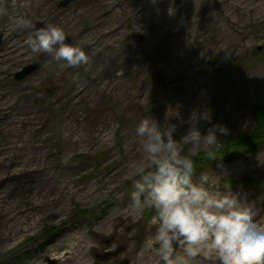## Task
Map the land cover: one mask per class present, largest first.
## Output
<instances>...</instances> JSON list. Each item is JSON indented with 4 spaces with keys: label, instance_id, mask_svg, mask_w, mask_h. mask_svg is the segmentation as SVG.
<instances>
[{
    "label": "rangeland",
    "instance_id": "obj_1",
    "mask_svg": "<svg viewBox=\"0 0 264 264\" xmlns=\"http://www.w3.org/2000/svg\"><path fill=\"white\" fill-rule=\"evenodd\" d=\"M62 1L0 0V264H157L134 261L154 231V210L132 207L129 197L146 163L135 127L148 116L175 124L179 139L192 125L205 135L222 124L223 141L255 128L252 107L264 106V0ZM17 14L34 27L60 26L87 64L31 52L29 32L11 24ZM107 54L118 64L95 65ZM78 153L88 160L69 163ZM240 153L222 168H197L194 179L212 167L222 189L240 192L260 216L264 144Z\"/></svg>",
    "mask_w": 264,
    "mask_h": 264
},
{
    "label": "clouds",
    "instance_id": "obj_2",
    "mask_svg": "<svg viewBox=\"0 0 264 264\" xmlns=\"http://www.w3.org/2000/svg\"><path fill=\"white\" fill-rule=\"evenodd\" d=\"M10 21L15 29L29 32L25 44L33 53L69 67L90 59L85 50L66 42L58 25L34 27L23 14ZM205 112L201 118L210 120V112ZM175 132V124L160 125L148 116L135 127L146 163L136 168L129 197L132 207L147 204L154 210L148 222L154 231L144 249L155 252L157 264H199L201 258L213 264H264V223L257 222L253 207L242 204L240 192L222 189L212 167L211 173L202 171L194 179L197 165L191 157L202 145L204 158L222 168L225 151L220 137L229 129L213 124L202 135L192 125L179 139H174Z\"/></svg>",
    "mask_w": 264,
    "mask_h": 264
},
{
    "label": "trees",
    "instance_id": "obj_3",
    "mask_svg": "<svg viewBox=\"0 0 264 264\" xmlns=\"http://www.w3.org/2000/svg\"><path fill=\"white\" fill-rule=\"evenodd\" d=\"M233 72L229 69L227 72V75L230 77ZM51 108V107H50ZM252 113L255 119V128L252 130L246 131L241 133L240 135L234 136L231 140H225L224 141V155L223 160L226 157L232 156L234 154L241 155V150L245 151L246 149L250 150H257L264 144V106H253L252 107ZM60 122V120L58 121ZM42 125H39L38 128H40ZM57 145V144H56ZM60 145V143H58ZM105 152H100L98 155L99 157H96L93 161L96 163H99V159H101L102 156H104ZM194 161V163L197 165V168L203 167L205 165H208L210 161H207L204 156L203 152L199 151L196 155L191 157ZM74 159H80L81 162L88 160L83 153H78L72 156L69 159V163H74ZM196 168V169H197ZM248 182V180H245ZM83 212V211H82ZM56 228H52L49 231H47V234L52 237V235L55 233ZM46 232V231H45Z\"/></svg>",
    "mask_w": 264,
    "mask_h": 264
},
{
    "label": "bare ground",
    "instance_id": "obj_4",
    "mask_svg": "<svg viewBox=\"0 0 264 264\" xmlns=\"http://www.w3.org/2000/svg\"><path fill=\"white\" fill-rule=\"evenodd\" d=\"M15 1V0H14ZM13 5V4H12ZM11 5V6H12ZM130 51H128V52H130V53H127L128 54V56H130L131 57V55L132 54H134V50L133 51H131V49H132V45H127L126 46ZM110 55H106V58H103V61H102V63L101 62H98V63H96L95 65H100V66H102V65H106V64H108V63H112V64H118L117 63V60L115 61V57H109ZM105 57V56H104ZM115 62V63H114ZM138 63V62H137ZM137 63H132L133 65H132V67H135L134 65L135 64H137ZM120 65L122 66L123 65V63L121 62L120 63ZM119 65V66H120ZM117 66V65H116ZM120 66V67H121ZM136 68V67H135ZM104 70V69H103ZM115 70V69H114ZM113 74V73H112ZM99 78H100V76H98L97 75V77L95 78L97 81L99 80ZM259 214V213H258ZM258 214H256V219H257V222L258 223H264V212L263 213H261L260 214V216L258 215ZM59 247L57 246V249H58ZM69 249H68V252H69V255H74L73 253H74V250L71 248V247H68ZM54 249H56V247L54 248ZM53 249V250H54ZM45 257V253L42 255V257ZM68 257L69 256H66L64 259H68ZM147 257H149V258H152V257H156V255H155V252L153 251V250H151V249H144V244H143V248H142V250H140V252H139V254H137L136 256H135V258H134V261H136V260H139V259H147ZM56 258H60V256H57ZM205 258H201V260H204ZM201 260L199 261V264H201ZM205 260H208V259H205ZM210 261V260H209ZM37 264H41V263H37Z\"/></svg>",
    "mask_w": 264,
    "mask_h": 264
},
{
    "label": "water",
    "instance_id": "obj_5",
    "mask_svg": "<svg viewBox=\"0 0 264 264\" xmlns=\"http://www.w3.org/2000/svg\"><path fill=\"white\" fill-rule=\"evenodd\" d=\"M69 1L70 0H63L60 5L61 6L66 5ZM176 2H179V0H176ZM40 25L41 24H39V27H41ZM66 42H67V39H66ZM37 67H38L37 63H32V64H29L27 66H24L22 69H20V71H18L14 74L15 80L19 81V80L23 79L26 76V74L33 71ZM117 264H129V263H128V260L126 258V259L120 260Z\"/></svg>",
    "mask_w": 264,
    "mask_h": 264
}]
</instances>
